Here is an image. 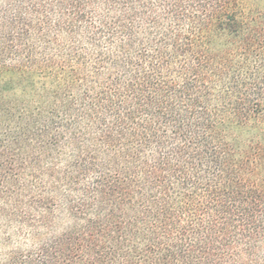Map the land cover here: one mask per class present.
Segmentation results:
<instances>
[{
    "label": "trees",
    "instance_id": "1",
    "mask_svg": "<svg viewBox=\"0 0 264 264\" xmlns=\"http://www.w3.org/2000/svg\"><path fill=\"white\" fill-rule=\"evenodd\" d=\"M0 264H264V0H0Z\"/></svg>",
    "mask_w": 264,
    "mask_h": 264
}]
</instances>
